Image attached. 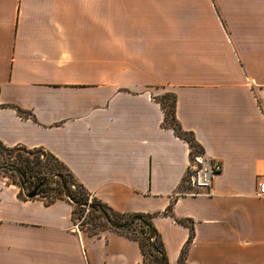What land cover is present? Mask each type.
I'll return each instance as SVG.
<instances>
[{
    "label": "crops",
    "instance_id": "1",
    "mask_svg": "<svg viewBox=\"0 0 264 264\" xmlns=\"http://www.w3.org/2000/svg\"><path fill=\"white\" fill-rule=\"evenodd\" d=\"M166 93L223 165L213 196L185 193L191 148L164 125ZM0 141L152 215L168 264L189 226L187 264H264V0H0ZM19 191L0 179V264H144L135 240L82 231L66 199Z\"/></svg>",
    "mask_w": 264,
    "mask_h": 264
},
{
    "label": "trees",
    "instance_id": "2",
    "mask_svg": "<svg viewBox=\"0 0 264 264\" xmlns=\"http://www.w3.org/2000/svg\"><path fill=\"white\" fill-rule=\"evenodd\" d=\"M167 99H171V101L166 102L165 100ZM158 102L164 111V125L174 130L179 138L189 144L192 157L194 153L199 151L200 147L193 135L183 130L176 119V95L166 93L158 99ZM17 110L22 117L31 115L29 112ZM35 152L38 155H35ZM14 153L16 154L14 155ZM6 156L14 157L17 162L8 163L5 161L7 160V158L5 159ZM0 157H3L5 161L0 165V171L3 170L2 176L8 177L11 184H18L21 198L27 199L31 193H36L37 198L42 199L46 204H51L58 199H66L73 207L74 205H87V202L81 199L83 195L80 194L84 192L86 196H89V193L76 180L68 167L49 151L42 148L28 149L22 146L7 147L0 141ZM9 171L13 173L12 176L7 175ZM2 176H0V179ZM33 179H36V181H33ZM49 191H54L51 199L45 196V193L50 196ZM93 199L94 201L88 207L95 214L94 219L97 221H92L90 223L91 226L87 228L82 226L83 223L79 224L82 231L91 236L103 230L115 231L138 242L144 264H168L160 234L152 222V215L119 213L97 199ZM170 212L171 209L166 214L172 216ZM72 218L75 224L80 220L79 217L76 218L75 211H73ZM177 221L181 224L189 225V221L178 219ZM189 228L190 235L181 252L180 264H187L186 251L194 236L192 226H189Z\"/></svg>",
    "mask_w": 264,
    "mask_h": 264
},
{
    "label": "built area",
    "instance_id": "3",
    "mask_svg": "<svg viewBox=\"0 0 264 264\" xmlns=\"http://www.w3.org/2000/svg\"><path fill=\"white\" fill-rule=\"evenodd\" d=\"M221 161L208 157L204 153L197 152L188 167L184 183L188 187L185 193L188 195H214V183L222 173ZM255 196L264 200V174L259 177Z\"/></svg>",
    "mask_w": 264,
    "mask_h": 264
},
{
    "label": "rangeland",
    "instance_id": "4",
    "mask_svg": "<svg viewBox=\"0 0 264 264\" xmlns=\"http://www.w3.org/2000/svg\"><path fill=\"white\" fill-rule=\"evenodd\" d=\"M162 97V96H161ZM161 97H158L157 98V100L159 99V98H161ZM166 102H169V101H171V99H167V100H165ZM16 153H14V155H15ZM195 154V153H194ZM35 155H38V153L37 152H35ZM33 156V155H32ZM7 158V160H5V161H7L8 163H14V162H17L16 161V159H14V157H10V156H6L5 157V159ZM4 158L3 157H0V165H2L4 162ZM3 175V170L2 171H0V176H2ZM7 175H9V176H12L13 175V173L12 172H7ZM15 176V175H14ZM67 177H68V175H66ZM1 179L2 180H5V181H7V182H11L10 181V179L8 178V177H4V176H2L1 177ZM33 181H36V179H33ZM16 186L19 188V186H18V184H16ZM58 187V186H57ZM78 194V193H77ZM49 195L50 196H48L46 193H45V196H47L48 198H50L51 199V196L52 195H54V191H49ZM80 195H83V197L81 198V199H83V200H85L86 202H87V205H83V206H75L74 205V208H73V211H75L76 212V218L77 217H79L80 218V220H78V224H80L81 225V223H83L82 224V226H84V228H87V227H90L91 226V222L92 221H97V220H95L94 219V216H95V214L92 212V211H90L89 210V205L91 204V202H93L94 201V199H93V197L89 194V196H86V194L84 193V192H82V194H80Z\"/></svg>",
    "mask_w": 264,
    "mask_h": 264
},
{
    "label": "water",
    "instance_id": "5",
    "mask_svg": "<svg viewBox=\"0 0 264 264\" xmlns=\"http://www.w3.org/2000/svg\"><path fill=\"white\" fill-rule=\"evenodd\" d=\"M36 196H37L36 193H31V194L28 196V198H34V197H36Z\"/></svg>",
    "mask_w": 264,
    "mask_h": 264
}]
</instances>
